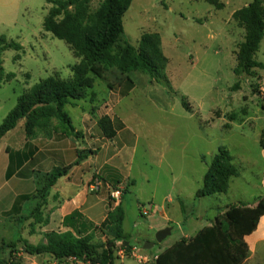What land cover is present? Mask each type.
I'll return each instance as SVG.
<instances>
[{"label": "rangeland", "instance_id": "1", "mask_svg": "<svg viewBox=\"0 0 264 264\" xmlns=\"http://www.w3.org/2000/svg\"><path fill=\"white\" fill-rule=\"evenodd\" d=\"M100 1L91 0V7L95 8ZM251 1L217 0L219 5L215 6L205 0H132L123 15L119 44L126 42L135 47L141 34L157 33L168 63L165 79L158 82L151 81L141 71L129 72L128 77L135 88L121 98L115 110L116 115L127 121V128L136 138L124 132V145L120 137L111 142L109 153L116 156L110 167L115 166L121 174L126 172L135 180V187L130 185L122 199L123 230L138 246L135 254L145 258L140 261L116 253L119 257L116 264H150L152 255L212 224L215 216L227 206L236 202L252 204L259 196L262 160L258 140L264 129V110L252 87L264 91V70L254 69V77L235 73L238 46L244 40L245 30L231 17L234 11ZM261 2L264 6V0ZM48 7L45 0H0V37L19 45V49L3 50L0 56V123L16 105L18 97L41 79L52 75L61 79L72 76L70 67L78 59L65 42L42 29ZM254 59L264 64V35ZM120 79L114 68L109 69L103 78L95 79L92 88L95 95L72 101L64 107L75 127L80 109H87L94 119L89 127L91 136L86 135L88 144L83 135L64 136L57 132L74 143L81 156L94 155L100 146L97 121L109 106L104 99L106 85L115 87ZM183 98L187 106L182 104ZM22 125L20 121L0 139L2 259L8 257L7 244L11 242L16 243V249L22 253V245L16 242L17 239L33 245L40 243L38 237L30 236V224L24 222L26 226H22L17 222L19 216L10 212L13 195H28L31 186L35 185L36 175L46 173L42 168L49 166L39 164L40 155L29 160L10 180L18 169L8 170V161L12 163L17 158L18 149L25 143L22 139H26ZM41 136L44 135L26 140ZM220 148L228 151L238 175L229 180L226 193L195 198L207 166ZM71 154L55 155V161L60 165L67 164ZM7 171H10L9 176ZM98 181L94 177L90 184ZM117 188L118 185H113L107 189L109 205L114 203L110 192ZM32 205L33 201H26L21 216H25ZM105 206L103 203V212ZM149 206H155L158 211L150 212ZM142 210L149 215L142 216ZM162 217L170 220L167 225L171 232L157 242V228L149 230L148 226L151 220L159 224ZM97 239L105 241L99 234ZM145 242L154 245L143 250ZM21 256L20 264H42L39 258L25 253ZM74 264L81 262L74 261ZM243 264H264V246L257 245Z\"/></svg>", "mask_w": 264, "mask_h": 264}, {"label": "trees", "instance_id": "2", "mask_svg": "<svg viewBox=\"0 0 264 264\" xmlns=\"http://www.w3.org/2000/svg\"><path fill=\"white\" fill-rule=\"evenodd\" d=\"M205 1L219 5L217 0ZM90 2L91 0H45L49 7L42 29L65 42L78 61L70 67L71 78L48 76L21 94L16 105L0 123V139L20 121L23 123L26 139L37 135L48 136L51 132L80 137L81 133L75 131L64 107L71 105L72 101L95 95L92 91L95 79L103 78L109 69L114 68L120 75V81L125 82L126 90L121 92L123 96L133 86L127 76L129 72L141 71L153 82L165 79L168 60L162 53L157 33L141 34L135 47L126 42L119 44L123 32V15L132 0H101L95 8L91 7ZM261 4V0H252L231 15L236 24L245 30L244 40L239 44L236 56L237 66L234 71L238 75L254 77V69L264 70V64L254 59L264 35V6ZM8 48L19 49V45L6 42L1 36L0 56ZM1 71L0 60V74ZM252 92L258 95L260 107L264 110V91L260 92L258 87L253 86ZM182 104L187 106L184 98ZM60 124L62 125L58 128ZM97 127L107 139L116 134L107 116L98 119ZM258 144L260 149H264V129L260 133ZM87 156H81L77 152L75 163L37 174L34 192L17 197L10 210L11 214L19 213L21 203L34 200L29 217L20 216L18 221L22 223L32 218L31 232L35 225L45 224L42 209L51 188ZM9 175L10 171H7V176ZM237 175L232 157L226 149L220 148L208 164L202 186L195 192V198L226 193L229 180ZM254 203V206L241 202L227 206L215 216L212 224L202 227L189 238L177 240L160 252L153 264H243L249 256L244 237L256 229L264 215V195L258 196ZM80 219L77 211L66 216L63 224L71 222L73 230L47 232L44 234L43 244L33 245L22 239H17L16 242L21 243V252L27 255L49 254L57 260L73 259L81 264H115L119 258L116 255L119 250L131 257L132 239L122 229L124 211L120 201L114 209L108 211L99 225H86ZM97 234L103 236L105 241L97 239ZM7 247L9 255L7 258H0V264H20L17 256L20 251L16 249V243H8Z\"/></svg>", "mask_w": 264, "mask_h": 264}, {"label": "crops", "instance_id": "3", "mask_svg": "<svg viewBox=\"0 0 264 264\" xmlns=\"http://www.w3.org/2000/svg\"><path fill=\"white\" fill-rule=\"evenodd\" d=\"M134 86L135 84L133 83L132 88L124 96L130 94V92L135 88ZM106 89L107 90L104 99L105 101H108L109 106L106 111L102 112L100 117L107 116L111 120L116 134L113 138L107 139L102 135V133L98 129L100 133V146L95 150V154L88 155L84 160L74 165L69 171V173L65 177L60 178L56 182V184L51 188L47 197L46 205L42 209V218L46 221L45 224L35 225L31 232L28 224L31 225L30 222H33V219L29 218L28 220L24 221L25 223L27 222L29 228L28 232L30 236L34 238L38 237V241H40V243L38 244L45 243L44 234L47 232L72 231V223L68 222L66 224H63V220L66 216L70 215L74 211H77L79 213L81 218L80 222L86 223V225H99L105 219L108 211L114 209V207L118 205L119 201L122 207V199L123 196L129 191V186L133 185V187H135V180L131 176H128L126 172L125 174H121V172L115 166L110 167L112 161L115 159L116 156V154H114L113 152L111 154L109 153L111 142L120 137L123 141L122 142L120 140V142H122V145H124L125 142L122 139V135L124 134V132H128L130 137H135L133 133L127 128L125 123L127 121H125L124 119L122 120L118 115L115 114L116 107L118 106V103L120 102L121 98H123L121 92L123 90H126L125 82L120 81L115 87L113 85H106ZM80 110L81 114L79 115L78 126L75 127L73 124L72 125L75 128V131H78L81 133V135H83V140H85L86 144H88L86 135L87 133L88 135L91 134L89 132V127L94 121V119L92 115L87 111V109ZM21 127H23V125ZM22 140L25 143H23L22 147L18 149V151L20 152L16 153L17 158L13 159L14 161L12 163L11 160L8 161L7 164V167L9 166L8 169H18L10 177V180L16 174L19 173V171L26 165V163H28L29 160L34 159L40 155L42 156V159H39V164L49 165L47 168H42L46 172H48L52 167H64L66 165L73 164L77 161L76 151L79 150L78 147L74 143H71L68 138L65 139L58 133L51 132V134H49L48 136H41L38 137L36 140L31 141H27L25 138H23ZM9 151L12 153L11 148H9ZM65 152L72 154L68 157L67 164L60 165L59 162L55 161V155L62 156ZM260 157L262 160V173L259 185V196H262L264 195V149H260ZM57 159H59V157H57ZM21 162H24V164L22 165ZM20 165L22 166L20 167ZM94 177H97V179L99 180L98 183L100 184L97 192L90 190V182ZM113 185H118L119 188L122 189V196L119 201L109 205L106 199V193H108L109 188H111ZM31 187L32 188L30 192L27 193L28 195L32 194L35 190V185ZM20 195L22 194L15 193L13 195V201L15 202L17 196ZM177 196L179 197V194H177ZM30 201H33V205L29 208L28 213L23 217H29V213L35 204L34 200H29V202ZM152 201L153 200H151V202ZM25 203L26 201L21 204L20 211L17 216H21L22 207ZM103 203L106 204L105 212H103L102 209ZM247 205L254 206L255 203ZM156 211H158L157 208ZM151 221L152 222H150V226H148L149 230H151L153 227H156V230H161L165 227H168L167 224L170 222V220L164 217H162V221L159 224H157V221ZM17 222L19 223V221ZM24 222L20 224L25 227L26 225H24ZM24 227H22L23 231H25ZM183 236L186 237V235ZM131 239L132 253L133 255L137 256V254H135V251L138 249V246L135 244V241L133 240L132 236ZM244 241L246 242L249 249V256L246 259L248 260L250 258L251 252L255 251L257 245L261 244L262 246H264V215L260 218L256 229L250 235L244 237ZM120 251L121 250L117 252L118 255ZM159 253L152 255V262L150 264H153L155 257ZM21 254L23 253H18L17 256H19V258H22ZM33 257L39 258V261L42 264H74L73 259L57 260L49 254L34 255Z\"/></svg>", "mask_w": 264, "mask_h": 264}, {"label": "built area", "instance_id": "4", "mask_svg": "<svg viewBox=\"0 0 264 264\" xmlns=\"http://www.w3.org/2000/svg\"><path fill=\"white\" fill-rule=\"evenodd\" d=\"M99 185H100V184H99L98 182H97L96 184H94V185H91V186H90V190H91V191H97ZM110 196H111V198L113 199V202H114V203L117 202V201H119V199H120L121 196H122V189H121V188H117V189H115V190H111V192H110ZM149 211L152 212V213H156V208H155V206H152V207L149 206ZM141 215H142V216H148L149 214H148V212H147L146 210H142V211H141ZM123 255L126 256L122 251H120L119 256L123 257ZM130 256H131V257L133 256V257L139 259L140 261L145 259V258H142V257H140V256H138V255H137V256H136V255H133L132 251H131Z\"/></svg>", "mask_w": 264, "mask_h": 264}, {"label": "water", "instance_id": "5", "mask_svg": "<svg viewBox=\"0 0 264 264\" xmlns=\"http://www.w3.org/2000/svg\"><path fill=\"white\" fill-rule=\"evenodd\" d=\"M171 232V228L170 227H165L161 230H158L155 234V239L157 242H161L163 239H165L168 235H170ZM154 243H149V242H145L142 245V249L143 250H148L151 247H153Z\"/></svg>", "mask_w": 264, "mask_h": 264}]
</instances>
